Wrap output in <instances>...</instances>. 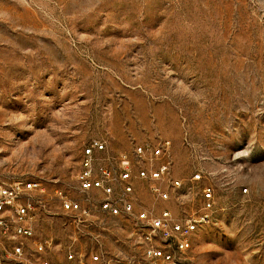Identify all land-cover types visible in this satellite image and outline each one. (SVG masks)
<instances>
[{
	"label": "rangeland",
	"instance_id": "rangeland-1",
	"mask_svg": "<svg viewBox=\"0 0 264 264\" xmlns=\"http://www.w3.org/2000/svg\"><path fill=\"white\" fill-rule=\"evenodd\" d=\"M93 139L134 161L160 145L189 187L138 181L137 209L199 215L215 189L182 264H264V0H0V181L45 188L25 257L0 235V264L146 263L131 218L99 234L56 196L97 200L77 183Z\"/></svg>",
	"mask_w": 264,
	"mask_h": 264
},
{
	"label": "built area",
	"instance_id": "built-area-1",
	"mask_svg": "<svg viewBox=\"0 0 264 264\" xmlns=\"http://www.w3.org/2000/svg\"><path fill=\"white\" fill-rule=\"evenodd\" d=\"M138 160L134 161L126 154L113 155L107 142L93 139L83 148L81 169L77 174L79 190L84 194H97V200L84 203L71 199L62 190L56 191L62 210L74 214L78 224L90 230L94 228L100 234L106 231V220L113 217H128L137 228L138 247L144 251L145 262L132 258L121 259L120 264H182V256L193 246L194 234L200 226L213 221L215 208V189L205 186L202 189V212L199 215L179 217L168 208L157 211L155 208L137 209L136 183H151L153 195L169 200L172 192L165 186H173L189 196V187L180 179L171 178L170 162L166 158L164 147L144 143L136 148ZM205 178L202 173L195 174L190 182ZM45 188L40 182L0 181V235L15 243L12 254L25 257V244L35 235L39 205H44L40 196ZM248 193V188L242 190ZM51 245V241L38 244L39 249ZM74 254L69 253L68 259ZM94 261L100 256L93 257ZM21 263H26L23 260ZM28 264V262H27ZM31 264H53L39 259Z\"/></svg>",
	"mask_w": 264,
	"mask_h": 264
}]
</instances>
